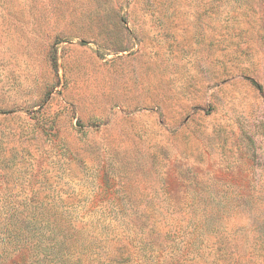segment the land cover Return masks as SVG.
<instances>
[{
  "label": "rangeland",
  "instance_id": "rangeland-1",
  "mask_svg": "<svg viewBox=\"0 0 264 264\" xmlns=\"http://www.w3.org/2000/svg\"><path fill=\"white\" fill-rule=\"evenodd\" d=\"M0 264H264V0H0Z\"/></svg>",
  "mask_w": 264,
  "mask_h": 264
}]
</instances>
